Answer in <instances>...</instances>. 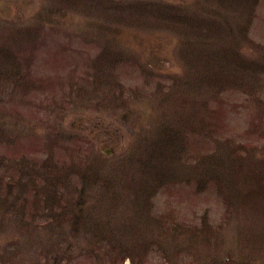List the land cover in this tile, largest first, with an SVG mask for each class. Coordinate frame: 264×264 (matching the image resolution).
I'll use <instances>...</instances> for the list:
<instances>
[{"label": "rangeland", "instance_id": "rangeland-1", "mask_svg": "<svg viewBox=\"0 0 264 264\" xmlns=\"http://www.w3.org/2000/svg\"><path fill=\"white\" fill-rule=\"evenodd\" d=\"M192 263L264 264V0H0V264Z\"/></svg>", "mask_w": 264, "mask_h": 264}, {"label": "trees", "instance_id": "trees-1", "mask_svg": "<svg viewBox=\"0 0 264 264\" xmlns=\"http://www.w3.org/2000/svg\"><path fill=\"white\" fill-rule=\"evenodd\" d=\"M55 199H59L60 200L61 199V195L56 197ZM68 213H69V211H68ZM91 226L92 225L89 226L90 230H91ZM109 229L112 230V228L110 226H109ZM102 232H103V229H100L99 225L98 226H93V233L95 234L93 242H95L97 244H103L104 246H106V248L109 249V252L112 253V257H110V259L114 260V262L115 261L121 262L123 259L126 258L125 254L129 253L127 248L124 249L122 247V245H125L124 241L127 240V239L124 240L123 236L120 235L121 238H117V240L115 241L113 238L108 237L109 235H105V233H102ZM110 233L114 234L113 230L110 231V232L107 231V234H110ZM125 242H128V241H125ZM63 243H65L66 245H77L75 243H72L71 241H64ZM79 251H84V247H81V250H79ZM78 254L81 255L82 253L80 252ZM97 255H98V251H95V252L94 251H90V252H87V255H85V256H86V258L90 259V258H97ZM66 259H70V257L66 256Z\"/></svg>", "mask_w": 264, "mask_h": 264}, {"label": "water", "instance_id": "water-1", "mask_svg": "<svg viewBox=\"0 0 264 264\" xmlns=\"http://www.w3.org/2000/svg\"><path fill=\"white\" fill-rule=\"evenodd\" d=\"M194 264H196V263H194Z\"/></svg>", "mask_w": 264, "mask_h": 264}]
</instances>
